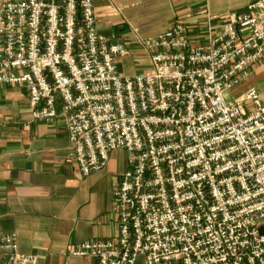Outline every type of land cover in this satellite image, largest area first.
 I'll list each match as a JSON object with an SVG mask.
<instances>
[{"label": "built area", "instance_id": "obj_1", "mask_svg": "<svg viewBox=\"0 0 264 264\" xmlns=\"http://www.w3.org/2000/svg\"><path fill=\"white\" fill-rule=\"evenodd\" d=\"M151 73L123 76L122 37L99 33L93 0H0V87L25 88L31 122H65L82 176L123 150L118 235L71 254L96 264H264V105L232 92L264 56V0L194 45L184 24L138 37ZM18 235L0 264H37Z\"/></svg>", "mask_w": 264, "mask_h": 264}, {"label": "crops", "instance_id": "obj_2", "mask_svg": "<svg viewBox=\"0 0 264 264\" xmlns=\"http://www.w3.org/2000/svg\"><path fill=\"white\" fill-rule=\"evenodd\" d=\"M258 1L93 0L99 33L127 44L128 56L118 60L123 76L151 73L138 37L184 24L193 44H204L209 28L220 31L230 14ZM250 90L264 105V56L231 94L240 101ZM30 119L27 90L0 87V238L17 234L20 252L36 256L37 264H96L71 252L90 240L117 238L113 192L128 169L126 152L114 151L105 169L84 177L63 119Z\"/></svg>", "mask_w": 264, "mask_h": 264}, {"label": "rangeland", "instance_id": "obj_3", "mask_svg": "<svg viewBox=\"0 0 264 264\" xmlns=\"http://www.w3.org/2000/svg\"><path fill=\"white\" fill-rule=\"evenodd\" d=\"M231 93L232 92L225 93V98H226L227 102H234L235 101V98Z\"/></svg>", "mask_w": 264, "mask_h": 264}]
</instances>
